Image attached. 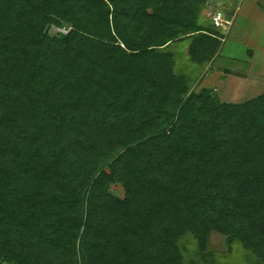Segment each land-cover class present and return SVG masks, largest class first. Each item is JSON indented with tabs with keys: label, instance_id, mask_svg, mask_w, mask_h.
<instances>
[{
	"label": "trees",
	"instance_id": "1",
	"mask_svg": "<svg viewBox=\"0 0 264 264\" xmlns=\"http://www.w3.org/2000/svg\"><path fill=\"white\" fill-rule=\"evenodd\" d=\"M209 1L0 0V264H264V93L198 89Z\"/></svg>",
	"mask_w": 264,
	"mask_h": 264
},
{
	"label": "rangeland",
	"instance_id": "2",
	"mask_svg": "<svg viewBox=\"0 0 264 264\" xmlns=\"http://www.w3.org/2000/svg\"><path fill=\"white\" fill-rule=\"evenodd\" d=\"M218 1L222 2L220 10L226 15L227 19L232 20V27L226 37V41L223 42L222 48L216 57L217 61L215 65H211L212 69L223 74L222 76L226 74L227 76L225 77H228V74H232L231 76L236 78L243 77L246 79L248 77L249 79L251 77V73H248V63L250 62V59H252L253 56L255 57V54H257L256 63L258 66H254V70H252L254 73L252 75L256 76L257 74H262V76H264V25H262L259 31V34H261L259 37L260 40L257 42L260 45V47H258L259 51L255 52L253 55V49L243 48V46H246L244 43L245 41L242 43L244 35L247 32L248 35H255L254 32L256 30L252 29L254 25H252L250 17L246 18V15L244 14V11L247 8V0H210L206 4H200L195 10L197 21L201 25L209 24V19H212L216 13V4H218ZM230 3H232L231 6ZM225 6L228 8L224 9ZM186 49L187 44H182L181 52L179 53L180 63L183 61L185 63L188 62L187 59L184 58ZM255 51H257V49H255ZM191 66L197 68L195 65ZM208 73L210 74V70ZM206 76H208V74ZM224 84L218 92L223 102H245L261 93L260 89H254L253 91L249 90V88L246 87L248 83L246 84L245 81L242 84L239 81ZM212 88L217 89L215 86ZM235 93H237V95H235ZM111 193L121 198L125 195L120 185H114L111 188ZM221 244V238L214 235L211 241V248L216 252L222 253Z\"/></svg>",
	"mask_w": 264,
	"mask_h": 264
},
{
	"label": "crops",
	"instance_id": "3",
	"mask_svg": "<svg viewBox=\"0 0 264 264\" xmlns=\"http://www.w3.org/2000/svg\"><path fill=\"white\" fill-rule=\"evenodd\" d=\"M221 3L222 2L218 1V4H216V8H217V9L215 8L216 11L221 9L220 8L222 6ZM246 4H247V8L244 11V14L246 15V18L250 17L252 25H254L252 27V29H254V30L256 29V30L254 32L255 35L254 34L248 35V32H247L243 37L244 40L242 39V43L245 41L244 43L246 46H243V48L244 49L245 48L253 49V55H254L255 52L259 51L258 47H260V45L257 42H259V40H260L259 37L261 35V34H259L260 33L259 31H260L262 25H264V0H247ZM231 5H232V3H230V6ZM227 8L228 7H226V6L224 7V9H227ZM191 17L194 21H196L198 24H200L197 21V15L195 13V10L192 12ZM245 20H247V19H245ZM208 22H209V24L202 25V26L203 27L210 26L214 29L213 24H212V19H209ZM233 29H234V27H233ZM255 49H257V51H255ZM256 60H257V54H255V57L253 56L252 59H250V62L248 63V70H249L248 73L249 74L251 73V77L249 79H248V77L245 79L243 77H237V78L233 77V76H231L232 74H228V77H225V76H227L226 74L224 76H222L223 74H221L218 71L216 72L215 70H213L212 66H214L216 61H217V58H215L214 62L212 63V66L209 68L210 74L208 73V76H205L201 80V84H200L198 89L200 90L202 88H212L215 86L218 89L217 92H219L224 83L230 84L231 82L239 81L242 84L245 81L246 84L248 83L246 85V87L249 88V90H252V91L254 89H260L261 90V93L257 95V96H259L262 93H264V76H262V74H257L256 76L252 75L254 73L252 71V70H254V66H258V64L256 63ZM260 80H262V81H260ZM213 81H215V82H213ZM235 95H237V93H235ZM234 103H237V102H234Z\"/></svg>",
	"mask_w": 264,
	"mask_h": 264
},
{
	"label": "built area",
	"instance_id": "4",
	"mask_svg": "<svg viewBox=\"0 0 264 264\" xmlns=\"http://www.w3.org/2000/svg\"><path fill=\"white\" fill-rule=\"evenodd\" d=\"M212 24L215 31L221 33L223 35L222 41H226V37L228 36L230 29L232 27V20L226 18L225 14L221 10H217L212 18ZM71 31L70 27H56L52 26L50 32L52 33H62L68 34Z\"/></svg>",
	"mask_w": 264,
	"mask_h": 264
},
{
	"label": "water",
	"instance_id": "5",
	"mask_svg": "<svg viewBox=\"0 0 264 264\" xmlns=\"http://www.w3.org/2000/svg\"><path fill=\"white\" fill-rule=\"evenodd\" d=\"M52 26L51 25H48L46 30H45V34L48 35L50 30H51Z\"/></svg>",
	"mask_w": 264,
	"mask_h": 264
}]
</instances>
